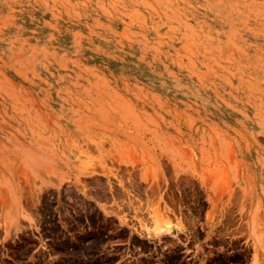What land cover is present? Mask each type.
Listing matches in <instances>:
<instances>
[{
    "label": "rangeland",
    "instance_id": "rangeland-1",
    "mask_svg": "<svg viewBox=\"0 0 264 264\" xmlns=\"http://www.w3.org/2000/svg\"><path fill=\"white\" fill-rule=\"evenodd\" d=\"M0 264H264V0H0Z\"/></svg>",
    "mask_w": 264,
    "mask_h": 264
}]
</instances>
